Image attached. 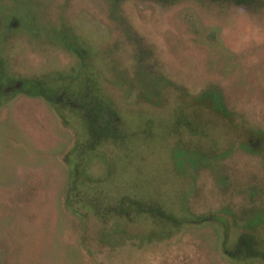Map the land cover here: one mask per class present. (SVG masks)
Here are the masks:
<instances>
[{"label": "rangeland", "instance_id": "obj_1", "mask_svg": "<svg viewBox=\"0 0 264 264\" xmlns=\"http://www.w3.org/2000/svg\"><path fill=\"white\" fill-rule=\"evenodd\" d=\"M25 80L55 104L0 100V264H264V0H0Z\"/></svg>", "mask_w": 264, "mask_h": 264}, {"label": "trees", "instance_id": "obj_2", "mask_svg": "<svg viewBox=\"0 0 264 264\" xmlns=\"http://www.w3.org/2000/svg\"><path fill=\"white\" fill-rule=\"evenodd\" d=\"M17 91H21L25 95H28L30 97H35V96L41 97V96H43L47 102H49L50 104H55V103H52L55 101L54 92L50 91V88L43 87L41 84H38V83L36 84V82L25 80V81H21V83H19V86H16L15 84L14 85L13 84L5 85L3 82L0 81V100L7 99L9 95H12ZM95 97H96V100H98V98L100 96L98 97V95L95 94L94 98ZM93 101H94V103H93ZM102 102L103 101H101V103ZM102 104L97 105V103H95V100H92V106H90V111L92 112L91 114L98 115V118L101 120V123L97 122L98 119H90L86 115H84L83 118L80 117V121L82 120L84 122V126L86 127L85 128L86 130L84 132L88 134V139H86L88 142V145L89 144L91 145V143L98 144V141L100 142V140L102 138L107 139L109 137L108 134L111 132L110 131L111 126H109V124L106 123V121L104 119H102V115H100L101 113H103V110H102L103 108L100 107V106H103ZM106 105H108V104L104 103V106H106ZM106 108H107V106H106ZM74 112H76L78 114L80 111L75 110ZM80 145L82 146L83 144H79L78 145L79 148H80ZM79 165L80 164H77V166L75 168V171H77L75 173L76 177H77V173L79 175V172H78L79 171L78 170ZM72 188H74V185L72 186ZM124 199H134V198L129 197V196H123L121 200L124 201ZM86 203H87V201H86ZM129 203H131L132 205L137 207L138 209H136V210L140 209V212H142V211L148 212V206H146V203L143 201H139V200L131 201V202H130V200H128V202L124 201V205L125 204L128 205ZM107 204H109V202ZM114 205H116V204H114ZM84 206L89 208V209H92L93 211L95 210V205L93 204L92 201L91 202L88 201V203ZM127 207H123V204H122L121 209L122 210H128ZM106 211L107 212L103 211V212H105L103 217H105L107 215V213L117 211V208H114V207L111 208V206H109V207H106ZM103 212H101V213H103ZM249 245L252 246L251 244H249Z\"/></svg>", "mask_w": 264, "mask_h": 264}]
</instances>
